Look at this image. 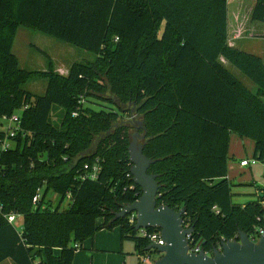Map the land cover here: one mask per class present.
I'll use <instances>...</instances> for the list:
<instances>
[{
	"label": "trees",
	"instance_id": "trees-1",
	"mask_svg": "<svg viewBox=\"0 0 264 264\" xmlns=\"http://www.w3.org/2000/svg\"><path fill=\"white\" fill-rule=\"evenodd\" d=\"M227 1L0 0V117L21 109L20 130L0 149V264H72L75 244L115 226L137 255L160 256L128 216L115 218L142 194L128 146L130 128L144 131L120 119L132 111L147 132L143 153L156 160L148 173L157 175V204L183 207V222L204 251L263 224L260 203L234 202L227 177L232 135L253 141L252 158H264V62L228 43ZM251 20L264 23V0H254ZM19 27L96 57L73 63L66 75L51 64L37 74L46 88L35 95L23 85L36 73L21 68L12 51ZM105 93L117 110L79 103ZM96 163V178L85 177L84 164ZM48 191L60 203L68 198V207H51ZM9 214L21 216L20 230Z\"/></svg>",
	"mask_w": 264,
	"mask_h": 264
},
{
	"label": "rangeland",
	"instance_id": "rangeland-1",
	"mask_svg": "<svg viewBox=\"0 0 264 264\" xmlns=\"http://www.w3.org/2000/svg\"><path fill=\"white\" fill-rule=\"evenodd\" d=\"M253 4L254 0L227 1V40L228 43L234 42V45L241 50L259 55L264 62V23L251 20ZM12 51L16 55L21 68L36 73L23 85L25 90L35 95H43L46 88V79L37 74L48 71L51 64V68L59 73L57 69L58 66L69 67L75 62H92L96 57L93 52L25 27L18 28L12 45ZM223 63L251 91H256V86L234 66L227 64L225 61H223ZM108 95L109 94L105 93L99 98L92 96L87 98L82 97L79 103L82 106H88L95 110H117L114 105L104 101ZM15 113L20 115L21 109L17 110ZM130 115L120 117L121 122L132 126L136 125L134 121L141 120L133 111ZM8 126L9 122L0 119V131L5 133L8 130ZM137 131L138 130L134 127L129 129V144L132 141V134ZM139 134L141 135L142 133L139 132ZM137 143H142V140L137 138ZM243 157L252 159V151L248 150L247 145L246 152H243ZM233 162L234 161L231 159L230 165H232ZM231 181V192L234 202L244 203L250 200L258 201L256 189L260 186H264V158L262 161L257 160L255 164L244 166L240 173L234 174ZM40 192H42V189ZM59 200L60 196L57 193L53 191L47 192L45 201H48L51 207L55 208L58 206L60 210L66 209L69 199L65 198L61 203ZM98 221L97 223H99ZM21 225V216H17L14 226L20 230ZM97 232H99L98 234L100 235L107 232L115 233L116 235L120 234L119 228L116 226L111 229L103 228L96 231V233ZM125 240L123 252H134V242L128 239ZM85 253L86 251L84 249L76 251V259L79 260L80 256ZM137 263L138 256L135 254L125 255L124 264ZM2 264H9V261L7 260ZM112 264H116V262L114 261Z\"/></svg>",
	"mask_w": 264,
	"mask_h": 264
},
{
	"label": "water",
	"instance_id": "water-1",
	"mask_svg": "<svg viewBox=\"0 0 264 264\" xmlns=\"http://www.w3.org/2000/svg\"><path fill=\"white\" fill-rule=\"evenodd\" d=\"M143 134L135 132L128 146V156L131 163L130 173L132 181L141 190V196L132 203L122 205L115 218H123L135 212V230L158 228L163 245L150 243L148 249L156 250L160 256L153 264H264V233L253 241L249 234L238 231L232 240H221L219 246L208 254L204 250L199 253L189 252L187 235L192 233L193 227L183 226V207L174 210L166 205L157 204L159 184L157 175L148 173L151 164L156 160L148 158L143 153V144L137 143V138L143 140L146 130L141 120L134 121Z\"/></svg>",
	"mask_w": 264,
	"mask_h": 264
},
{
	"label": "crops",
	"instance_id": "crops-1",
	"mask_svg": "<svg viewBox=\"0 0 264 264\" xmlns=\"http://www.w3.org/2000/svg\"><path fill=\"white\" fill-rule=\"evenodd\" d=\"M229 44L235 46L234 42H230ZM69 67L58 66L57 69L60 74L65 75L67 74ZM246 145L248 146V150H251L253 153L254 150L253 141L246 138L241 139L236 135L231 136L229 155L233 157L234 162L232 163V165H230L231 160H229L228 162L227 177L229 179H232L235 173H240V171H242L243 167L239 165V162L242 158H244L243 152H246ZM100 221L98 222L100 223ZM98 233L99 232L97 233L95 232V234L92 237H89L82 242L78 250L84 249L86 253L81 255L79 260L76 259L74 255L72 264H112L114 263V261L116 262V264L118 263L124 264L126 254H135L136 256H138L135 249L134 252H129V251L123 252L124 250L123 244L124 242H126V240H122L120 234L116 235L115 233L107 232L100 235Z\"/></svg>",
	"mask_w": 264,
	"mask_h": 264
},
{
	"label": "built area",
	"instance_id": "built-area-1",
	"mask_svg": "<svg viewBox=\"0 0 264 264\" xmlns=\"http://www.w3.org/2000/svg\"><path fill=\"white\" fill-rule=\"evenodd\" d=\"M73 115H76V112H74ZM0 119L9 122L8 130L5 132L4 139L0 143V149L6 150V149L10 148V146H11V138L13 136H15V134L18 130H20V115L17 113H13L10 116L3 115L0 117ZM256 162H257V159H255V158H252V159L243 158L240 160L239 165L244 167V166H247L249 164H255ZM83 168L86 172L85 177H89L90 179L96 178V174L99 171V166L97 163L92 165V166H90L88 164H84ZM256 194L258 197V202L260 203L261 207L264 210V186L258 187L256 189ZM40 197H41V192L38 191L33 196L32 202L36 203L40 199ZM17 216H19V215H16V214L7 215L8 222L11 224H14ZM126 216H128V221L130 223H133V224L136 223L135 212H132ZM183 226L186 228L190 227V226H188V224H185L184 222H183ZM262 233H264V214H263V224L254 227L252 233L249 234V238L253 241H257L258 238L262 235ZM138 234L141 237L147 238L150 243L156 242L159 245L164 244V241L160 237V232H148L147 229H139ZM187 239H188V246H189L188 251L192 252V253H199L200 250L202 249L200 243L193 241V239L191 237V233L187 235ZM229 240H232V239H229ZM74 246L76 249H79L78 244H75ZM218 246H219V244H218ZM151 250H154V249H151ZM206 253L210 254L209 252H206ZM156 258H158V257H156L155 253H152V254L151 253H143V254L138 255V264H153L154 260Z\"/></svg>",
	"mask_w": 264,
	"mask_h": 264
}]
</instances>
